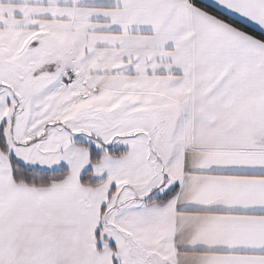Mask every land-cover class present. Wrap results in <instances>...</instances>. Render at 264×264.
Listing matches in <instances>:
<instances>
[{
    "label": "snow or ice",
    "instance_id": "6c2138e0",
    "mask_svg": "<svg viewBox=\"0 0 264 264\" xmlns=\"http://www.w3.org/2000/svg\"><path fill=\"white\" fill-rule=\"evenodd\" d=\"M0 264H264V0H0Z\"/></svg>",
    "mask_w": 264,
    "mask_h": 264
}]
</instances>
